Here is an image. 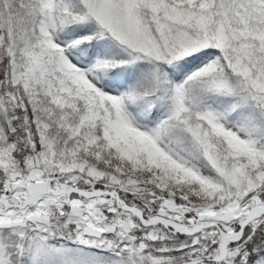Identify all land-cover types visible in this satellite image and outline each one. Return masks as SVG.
<instances>
[{"label":"snow or ice","instance_id":"snow-or-ice-1","mask_svg":"<svg viewBox=\"0 0 264 264\" xmlns=\"http://www.w3.org/2000/svg\"><path fill=\"white\" fill-rule=\"evenodd\" d=\"M0 264H264V0H0Z\"/></svg>","mask_w":264,"mask_h":264}]
</instances>
